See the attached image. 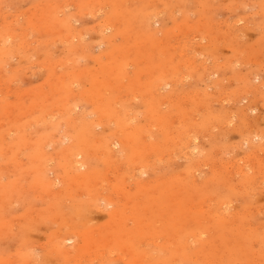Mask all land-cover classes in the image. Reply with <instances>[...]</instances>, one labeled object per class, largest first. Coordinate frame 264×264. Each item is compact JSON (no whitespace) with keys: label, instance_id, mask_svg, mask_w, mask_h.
<instances>
[{"label":"rangeland","instance_id":"1","mask_svg":"<svg viewBox=\"0 0 264 264\" xmlns=\"http://www.w3.org/2000/svg\"><path fill=\"white\" fill-rule=\"evenodd\" d=\"M0 264H264V0H0Z\"/></svg>","mask_w":264,"mask_h":264}]
</instances>
